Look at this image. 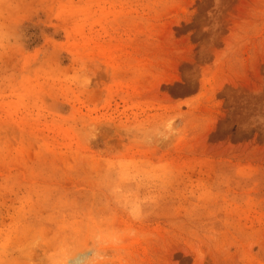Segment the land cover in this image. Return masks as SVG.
<instances>
[{"label":"rangeland","instance_id":"obj_1","mask_svg":"<svg viewBox=\"0 0 264 264\" xmlns=\"http://www.w3.org/2000/svg\"><path fill=\"white\" fill-rule=\"evenodd\" d=\"M0 264H264V0H0Z\"/></svg>","mask_w":264,"mask_h":264}]
</instances>
